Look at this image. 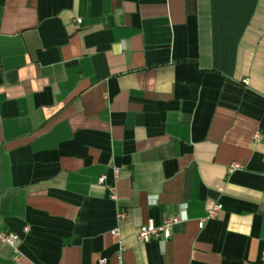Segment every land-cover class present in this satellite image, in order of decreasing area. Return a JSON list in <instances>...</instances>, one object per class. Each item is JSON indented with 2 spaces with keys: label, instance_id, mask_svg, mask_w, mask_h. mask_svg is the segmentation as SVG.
Masks as SVG:
<instances>
[{
  "label": "crops",
  "instance_id": "obj_1",
  "mask_svg": "<svg viewBox=\"0 0 264 264\" xmlns=\"http://www.w3.org/2000/svg\"><path fill=\"white\" fill-rule=\"evenodd\" d=\"M254 133L264 0H0V264H264Z\"/></svg>",
  "mask_w": 264,
  "mask_h": 264
},
{
  "label": "built area",
  "instance_id": "obj_2",
  "mask_svg": "<svg viewBox=\"0 0 264 264\" xmlns=\"http://www.w3.org/2000/svg\"><path fill=\"white\" fill-rule=\"evenodd\" d=\"M75 22L77 24H80V20H76ZM253 142L254 143L264 142V134L254 133ZM238 169H240L239 165L231 164L228 167V172L236 171ZM104 182H105V176L99 177L97 183L99 185H103ZM107 191H108L109 199L113 202H116L117 194L115 187L107 186ZM221 210H222L221 205H214L213 207H211L206 212V216L198 222L199 229H202L206 221L216 218ZM123 217L124 215L122 213L117 215V218L119 220L123 219ZM185 219H186V209L183 206L178 214L165 219L161 225L155 226L153 223L150 222L141 226L135 235V240L138 243H149L153 241V242H157L160 246H162L164 242H166L170 238L172 227L184 222ZM27 232L28 229L24 228L23 233L25 234ZM111 234L118 239L117 250L115 252L116 264H124L123 253L125 251V247L122 241L119 240V230L115 228L111 232ZM18 239H19L18 235L14 233H6L0 231V245H5L14 249ZM261 260L264 261V255H262ZM98 264H106V261L104 259H101L98 262Z\"/></svg>",
  "mask_w": 264,
  "mask_h": 264
}]
</instances>
